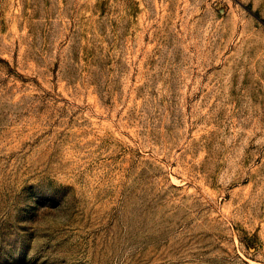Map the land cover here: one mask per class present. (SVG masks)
<instances>
[{
    "label": "rangeland",
    "instance_id": "1",
    "mask_svg": "<svg viewBox=\"0 0 264 264\" xmlns=\"http://www.w3.org/2000/svg\"><path fill=\"white\" fill-rule=\"evenodd\" d=\"M0 264H264V0H0Z\"/></svg>",
    "mask_w": 264,
    "mask_h": 264
}]
</instances>
